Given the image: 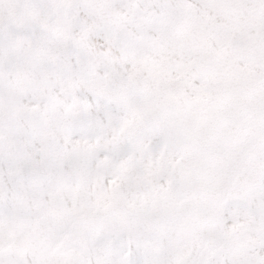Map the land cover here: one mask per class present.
Listing matches in <instances>:
<instances>
[{"label": "snow or ice", "instance_id": "1", "mask_svg": "<svg viewBox=\"0 0 264 264\" xmlns=\"http://www.w3.org/2000/svg\"><path fill=\"white\" fill-rule=\"evenodd\" d=\"M0 264H264V0H0Z\"/></svg>", "mask_w": 264, "mask_h": 264}]
</instances>
